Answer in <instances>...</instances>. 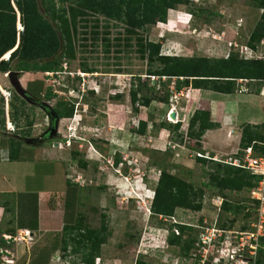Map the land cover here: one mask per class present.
<instances>
[{
    "label": "rangeland",
    "instance_id": "1",
    "mask_svg": "<svg viewBox=\"0 0 264 264\" xmlns=\"http://www.w3.org/2000/svg\"><path fill=\"white\" fill-rule=\"evenodd\" d=\"M57 1L55 0V3H58ZM263 12L264 10L258 9L251 0H190L187 6H177L174 10L168 11L165 23L147 26L132 35L127 34L121 24L99 14L88 13L79 18L74 40L75 60L69 61L67 71L83 72V68L86 67L94 72L89 73L90 78L85 88L87 92L82 96L81 81L73 82L70 76H62L60 85L54 83L57 89L73 92V98L68 103L74 107L72 116L74 121L59 122L57 133L51 135L52 139L49 138L38 145L37 142L52 127L48 111L46 113L38 105L28 103L16 93L7 77L12 71L0 72L3 75L7 74L1 80L3 87L0 89H8L11 93L9 117L16 129L12 135H22L24 144H28L26 146L30 156L35 153L34 147H54L56 141L64 142L66 139L64 137L68 135L67 126L78 128L77 133H81L82 138L81 141L73 142L70 147H54L60 149L67 157L68 162L65 164L66 175L69 177L67 179L77 186V188L73 186V192L69 191V198L73 201L72 208L65 207L63 202L62 209L65 212L63 222L58 216L51 220L50 226L54 228L61 222L59 231L46 234L42 232L35 238L30 232H22L20 235L17 233L15 235L17 239L28 234L25 235V241H9L10 245H2V249H7L13 257L14 251L17 250L23 255L24 260L29 257L28 264H63L66 260L77 263L80 261L81 253L70 255L72 247L68 248L66 254L60 250L64 235L62 224L71 223L83 230L98 231L105 227L106 240L100 247L99 256L101 264H135L138 253H141L138 260L141 259L143 264H175L177 258H180V248L171 245L166 247L168 233L165 232L164 224L158 223L155 217H147L157 184L155 177L160 176V169L171 171L203 194L202 211L194 213L176 209L177 221L197 224L200 218L212 221L214 217H218L219 224L233 221L236 226L241 225L245 209H250L253 213L255 210L249 200V193L227 191L222 194L213 188L209 183L211 164L203 166L192 163L190 168H174L176 165L172 164L171 155L151 148L144 138L126 146L138 152L135 156L126 150L119 154L115 151V146H112L109 154L104 147L102 151L104 157L98 156L97 151L102 146V137L123 141V136H115L118 125L117 120L114 122L113 119L119 109L123 108L126 111L132 109L130 91H138V97H141L146 93V88L153 89V92L149 91V97L156 98L170 95L172 91L173 85L168 87L171 80L167 78L164 80L165 83L162 80L147 79L148 60L147 56L141 53V45L146 42L161 44V54L164 56L225 59L230 55H236L239 59H244L245 56H251L246 51L250 48L249 37ZM18 43L19 38L17 45ZM231 43H235L236 46L230 47ZM251 48L255 50L257 59L264 60V39ZM10 54H6L3 59L5 57L9 59ZM17 73L21 83L24 75L22 72ZM33 74L30 83L27 84L30 97L49 105L50 110L54 111L56 103L64 101L63 98H57L55 95V99L48 101L44 94L46 89H49V83L45 82L43 73ZM8 83L9 88H4L8 87ZM143 83L145 86L142 87ZM23 84L22 80L21 85L27 90ZM257 87L259 85L252 87L253 93ZM114 93H120L119 100L115 99ZM173 96L174 94L171 100L174 102ZM21 100L25 104H22ZM141 104L139 101L135 106ZM153 105L158 107V101L155 100ZM2 110L4 112L0 96V111ZM3 123L5 124V118L3 119V115L0 114V131L6 133ZM131 125L132 119L127 117L126 132L133 131ZM261 135L264 137V131H261ZM239 153L243 158V152ZM196 157L197 155L193 154V158ZM116 160L119 162L117 165ZM35 161L12 166L14 169L12 173L16 175L21 189L26 192L34 190L36 193L23 197V200L27 199L29 202L26 208L28 216L37 212L36 197L39 190L60 194L67 189L62 164L46 163L43 159ZM81 163L85 164V168L80 166ZM155 165H159V170L152 167ZM49 173H53L54 177L47 180L44 176ZM217 195L225 197L234 205L239 204L242 207L240 213L233 215L221 212L217 216L211 202L213 196ZM33 241H36L37 245L31 251H27V245L33 246ZM53 247L56 251L51 253ZM13 261L15 264V258Z\"/></svg>",
    "mask_w": 264,
    "mask_h": 264
},
{
    "label": "trees",
    "instance_id": "2",
    "mask_svg": "<svg viewBox=\"0 0 264 264\" xmlns=\"http://www.w3.org/2000/svg\"><path fill=\"white\" fill-rule=\"evenodd\" d=\"M251 1L258 9L264 10V0ZM57 2L55 3V0H14L13 2L12 0H0L1 73L10 71L22 73L60 72L64 61L75 60L74 40L77 20L88 13L99 14L108 20L115 21L125 27L127 34L132 35L147 26L165 23L168 11L174 10L177 6H187L190 0H58ZM18 21L23 28L19 35L17 34ZM263 39L264 12L249 37L248 46L254 47ZM141 48V53L147 56L148 60L147 75L165 77L168 80L182 79V81H176V90H180L182 87H191L232 94L235 92V80L264 81V60L262 59L244 60L239 59L236 55H230L227 59L164 56L161 54V44L153 42H146L141 45ZM8 53H11L10 57L5 61L3 57ZM83 70L84 73L94 72L86 67ZM143 86H145L144 83ZM140 90L143 92L142 88ZM26 91L30 96L28 88ZM149 91L153 92V89L146 88V93L141 97H138V91H130L132 106L134 107L139 101L143 106H148L155 100L167 102L169 99L168 94L164 97H149ZM256 92H259V87ZM114 94L115 99L119 100L120 93ZM44 97L48 101L55 99L52 90L48 88ZM21 103L25 104L22 100ZM54 113L59 121L68 120L74 114V107L64 101L57 102ZM0 114H4L3 110L0 111ZM216 128L218 125L210 121L209 112L197 111L189 121L187 137L195 140L196 147H200L199 142L205 132ZM136 131L138 134H144L146 125L142 123ZM261 131H264V124L244 126L241 132L240 152L252 146L256 151L254 152L255 156L264 155V146L259 147V143H264ZM21 138L22 135L8 137L10 161L19 160V150L23 145ZM49 138V135H45L36 145L49 140ZM240 155L241 153H238L237 157L242 158ZM197 160L203 166L207 163L211 164L209 183L222 194L227 191L249 193L262 180L261 176L253 175L241 168L205 158H197ZM115 164L117 165L119 162L116 160ZM80 166L85 167V164L81 163ZM202 196L201 191H196L190 183L169 171L160 169L150 210L153 214L162 216H173L176 209L200 212L203 209ZM224 199L226 201L223 204V211L238 215L242 207L239 204L230 203L225 197ZM178 228L180 236L172 234L168 237V242L171 246L179 247L181 254L186 255L192 248L194 238L189 235L183 240L182 235L190 229ZM62 231H64V235L60 250L64 254L68 252V248L72 247L69 254L81 253L80 261L89 264H93L95 259L100 256V247L106 240L105 227L98 231L83 230L76 224L68 223L64 225ZM5 236L0 237V248H3L2 245H10L5 240ZM10 236L15 237L14 231ZM55 251L56 248L53 247L51 253ZM136 264H143L142 260H138ZM256 264H264V242Z\"/></svg>",
    "mask_w": 264,
    "mask_h": 264
},
{
    "label": "crops",
    "instance_id": "3",
    "mask_svg": "<svg viewBox=\"0 0 264 264\" xmlns=\"http://www.w3.org/2000/svg\"><path fill=\"white\" fill-rule=\"evenodd\" d=\"M23 75L26 77L23 76L21 83L23 80V85L27 87V84L31 81L30 77H33L34 74L23 73ZM4 76L5 74L0 73V87L2 86L1 80ZM176 81H182V79H171V84L168 87L173 85V91H170L171 93L167 102H158V107H154L153 104L155 101H153L148 106L141 104L138 107H132L128 111L123 108L119 109V112L116 113L113 120L114 122L117 120L118 125L115 136H123V141L119 138V140H112L102 137L101 145L103 147L101 146L98 149V156L104 157L102 153L104 147L109 154L113 149L112 146L116 147L115 151L119 154L126 150L135 156L138 152L126 146L131 142L133 144L137 143L144 138L150 144L151 148H155L161 153L170 154L172 164L176 165L174 168H190L192 163L201 165L197 160L198 157L193 158V154L195 156L201 154L209 158L217 159L238 155L239 151H241L239 145L242 128L246 125L260 126L264 124V96L256 92V90L254 93L251 91L248 94H238L235 92L232 94H223L211 90L193 89L191 87H182L180 90H176ZM162 82L165 83L166 81ZM4 88H9V83L8 87ZM175 93L178 95L176 105L173 104L175 106V111L173 112L175 121L170 122L167 119V115L171 103H174L171 100V96ZM197 111L209 112L210 121L218 125V128L205 132L199 142L200 147H196L195 140L187 137L189 121ZM127 117L132 119V132L125 131ZM4 118L5 115L3 114ZM60 121L62 123L64 120ZM142 123L146 125V132L144 134H138L136 130ZM10 136L12 134H6L0 131V237L2 235L10 236L13 234V231L15 235L17 233L20 235L22 232H30L33 238L38 237L42 232L46 234L59 231L61 222L65 219V212L62 209L63 202L64 206L68 208H72L73 205L72 199L69 198V191L71 190L73 192V186L75 185L67 179L69 178L65 170V164L68 162L67 157L60 149L54 147L46 148L44 146L34 147L35 155L30 156L28 154L30 151H27L28 146H26L28 144H24V139L22 140L21 138L20 140L23 142V145L19 150V160L10 161L8 149V137ZM115 141H118V143ZM115 154L114 152L113 155ZM38 159H43L46 163L53 164V162H57L58 164H62L63 179L66 184L65 187L68 190L66 189L65 192H60V194L39 190V195L37 194L36 197L37 212L28 216L26 214V208L29 206V202L27 199L23 200V197L36 193L34 190L26 192L21 189L17 183V178H15L16 175L12 173L14 170L12 166H17L20 163L29 164L31 161L36 162L35 160ZM123 160L125 161L126 157ZM81 167L85 168L83 166ZM152 167L159 170L158 165ZM9 168L11 169L10 171ZM53 177V173L44 176L47 180ZM155 179L158 181L159 176L155 177ZM75 187L77 188V186ZM56 216H58V219L61 218V222L58 227L54 228L50 226V223ZM64 225L62 224V229ZM33 242V246L27 245V251H31L37 245L36 241ZM13 254L15 264L29 263V257L24 260L23 255L19 254L17 250Z\"/></svg>",
    "mask_w": 264,
    "mask_h": 264
},
{
    "label": "built area",
    "instance_id": "4",
    "mask_svg": "<svg viewBox=\"0 0 264 264\" xmlns=\"http://www.w3.org/2000/svg\"><path fill=\"white\" fill-rule=\"evenodd\" d=\"M14 0H12L13 2ZM18 13V12H17ZM19 18V14H18ZM179 18V17H178ZM23 31V28L18 21L17 23V34L19 35ZM231 46H236L235 43H231ZM248 53L251 54L249 57H244V60H254L255 50L248 48L246 49ZM254 55V57H252ZM228 58V57H227ZM225 58V59H227ZM257 59V58H256ZM5 61L8 57L4 58ZM260 60V59H259ZM68 61L62 63V70L60 72H45V82L49 83L48 87L52 90L53 95H57V98H63L64 102H71L72 91H63L61 89L55 88L56 83L60 85V80L62 76H70L71 80L81 81V96L86 94L85 90L87 85V80L89 73L78 72L70 73L68 72ZM7 76V74H5ZM8 77V76H7ZM147 79L150 81L154 80H166L165 77L159 78L154 76H148ZM235 93L238 94H248L252 91L254 85H259V94L264 96V81L246 80L238 79L235 80ZM64 88V86H63ZM173 91V88L171 89ZM0 96L3 100L4 105V115H5V132L7 134H12L16 131L12 121L9 118V105L11 101V93L8 89H0ZM174 103L178 101V95L174 94ZM175 111V106L171 103L170 110L167 115L169 120L170 115ZM74 121V118L68 119ZM65 121V120H64ZM61 123V121H59ZM78 128H73L72 126H67L68 135L64 142L56 141L54 147L63 148L64 146L70 147L73 142L81 141V133H77ZM264 146V144H260ZM243 158H232L227 157L224 160L217 158H209L201 154H197L198 158H206L208 160H213L222 164L233 166L236 168L244 169L253 175H258L262 177L259 184L249 192V200L251 205L255 207L254 213L250 209H245L243 223L239 226L231 221L225 224H219L218 217H214L212 221L208 219L200 218L197 220V224H191L186 222L177 221L175 214L173 216H162L155 215L148 209L147 217H155L157 222L164 224L165 232L168 233V237L172 234L175 236H180V230L178 227H185L190 229L186 230L185 234L182 235V239L185 240L189 235L193 236L194 241L192 248L188 254H180V258H177L175 264H256L258 260L259 251L263 249L264 242V155H254V149L252 146L243 150ZM153 199V195L151 197ZM226 200L222 196H213L212 205L215 209L217 216L223 213V204ZM189 211V210H187ZM192 212V211H191ZM198 213V212H194ZM149 220V219H148ZM233 222V223H232ZM26 236L28 234H25ZM24 236L16 237L5 236V240L9 243L17 241H25ZM168 237L166 241V247H169ZM138 253L135 264L138 259L141 258ZM14 257L8 253L7 249L0 248V264H14ZM55 264V263H52ZM63 264H89L82 261H64ZM93 264H101L100 257L95 259Z\"/></svg>",
    "mask_w": 264,
    "mask_h": 264
},
{
    "label": "water",
    "instance_id": "5",
    "mask_svg": "<svg viewBox=\"0 0 264 264\" xmlns=\"http://www.w3.org/2000/svg\"><path fill=\"white\" fill-rule=\"evenodd\" d=\"M8 79H9V83L11 84V86L15 89L16 93L21 98H23L25 101H27L28 103L32 105H38L40 108L45 110L46 113L48 111V117L50 119V122L53 123V126L50 129H48V131L45 134H48L50 136V139H52L51 135L55 134L58 129L59 119L57 115L54 113L52 109L50 110L49 105L42 103L40 101H36L30 96H28L26 89H24L22 85L20 84L17 72L15 71L10 72L8 74ZM171 117L174 119V113L171 114Z\"/></svg>",
    "mask_w": 264,
    "mask_h": 264
},
{
    "label": "bare ground",
    "instance_id": "6",
    "mask_svg": "<svg viewBox=\"0 0 264 264\" xmlns=\"http://www.w3.org/2000/svg\"><path fill=\"white\" fill-rule=\"evenodd\" d=\"M175 116V115H174ZM169 121L170 122H174L175 120L171 117V115H170V117H169Z\"/></svg>",
    "mask_w": 264,
    "mask_h": 264
},
{
    "label": "flooded vegetation",
    "instance_id": "7",
    "mask_svg": "<svg viewBox=\"0 0 264 264\" xmlns=\"http://www.w3.org/2000/svg\"><path fill=\"white\" fill-rule=\"evenodd\" d=\"M51 125L53 126V124H52V123H51ZM56 133H57V132H56ZM45 135H48V134H44V135H43V137H44ZM43 137H41V138H43Z\"/></svg>",
    "mask_w": 264,
    "mask_h": 264
}]
</instances>
